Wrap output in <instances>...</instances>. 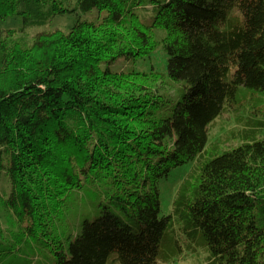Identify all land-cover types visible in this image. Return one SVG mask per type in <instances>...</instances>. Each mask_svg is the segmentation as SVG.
Masks as SVG:
<instances>
[{
    "label": "trees",
    "instance_id": "1",
    "mask_svg": "<svg viewBox=\"0 0 264 264\" xmlns=\"http://www.w3.org/2000/svg\"><path fill=\"white\" fill-rule=\"evenodd\" d=\"M93 10L105 16L34 41L2 28ZM159 33L170 80L187 84L173 108L155 92L164 74L103 67L146 59ZM242 88L264 94V0H0V257L46 238L56 264H159L174 224L202 233L212 264H264V122L241 119L244 143L204 161ZM196 159L161 217L159 182ZM86 186L99 216L65 249L52 229Z\"/></svg>",
    "mask_w": 264,
    "mask_h": 264
},
{
    "label": "rangeland",
    "instance_id": "2",
    "mask_svg": "<svg viewBox=\"0 0 264 264\" xmlns=\"http://www.w3.org/2000/svg\"><path fill=\"white\" fill-rule=\"evenodd\" d=\"M139 15L143 21L148 23L153 18V13L149 10H140ZM105 13L99 14L97 10L89 13H78L77 15L66 16L67 18H57L48 28L28 29L25 32L19 31L16 21H10L2 25L4 30L16 31L17 35L25 40L34 41L36 36L47 34L52 30L61 29L67 31L77 19L96 20L103 18ZM71 17H73L71 19ZM164 34H158L160 42L157 49L144 60L121 59L104 65L105 70L112 73L119 72H156L164 74L166 77L156 85L155 92L163 100H169L168 107L173 108L181 99L182 92L187 84L184 81L173 82L168 76V57L161 43ZM159 99V98H158ZM163 106L159 112L165 111ZM256 119L264 122V94L254 90L242 88L237 96L235 104L227 106L221 116L215 119L209 126V139L204 161L216 155H221L233 148H237L244 143L240 137L238 128L240 120ZM264 135H260L258 140H262ZM198 159L184 166L174 169L167 178L162 179L159 184L161 217H169L173 213L174 200L184 181L192 180L196 174ZM49 170V169H46ZM94 197L91 196L88 186L82 190H73L69 194L68 201L63 208L62 217L56 219L53 233L59 235L65 249L68 248L70 238L76 235L84 220L93 221L99 216L96 209ZM3 222V221H2ZM4 228L7 226L2 223ZM191 230V229H190ZM191 237H187L181 230L180 225H169L160 248L159 264H212L211 251L206 245L201 232H195ZM50 241L46 238L31 240L30 245H25L21 251L8 256L0 257V264H56L54 254L50 251ZM107 264H119L116 255L109 257ZM219 264V263H216Z\"/></svg>",
    "mask_w": 264,
    "mask_h": 264
}]
</instances>
